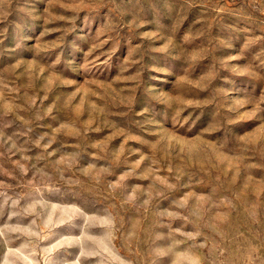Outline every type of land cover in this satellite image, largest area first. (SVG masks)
<instances>
[{"label":"rangeland","instance_id":"374dc122","mask_svg":"<svg viewBox=\"0 0 264 264\" xmlns=\"http://www.w3.org/2000/svg\"><path fill=\"white\" fill-rule=\"evenodd\" d=\"M0 264H264V0H0Z\"/></svg>","mask_w":264,"mask_h":264}]
</instances>
